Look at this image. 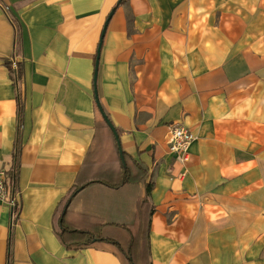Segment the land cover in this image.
Wrapping results in <instances>:
<instances>
[{
    "label": "crops",
    "instance_id": "crops-1",
    "mask_svg": "<svg viewBox=\"0 0 264 264\" xmlns=\"http://www.w3.org/2000/svg\"><path fill=\"white\" fill-rule=\"evenodd\" d=\"M118 1L0 0V170L18 205L12 225L0 200V264H127L110 244L69 250L56 234L77 179L114 184L125 171L93 89ZM15 46L18 84L4 65ZM96 87L144 178L89 185L65 227L134 233L146 199L148 264H264V0H126ZM172 125L194 136L187 163L169 153Z\"/></svg>",
    "mask_w": 264,
    "mask_h": 264
},
{
    "label": "trees",
    "instance_id": "trees-1",
    "mask_svg": "<svg viewBox=\"0 0 264 264\" xmlns=\"http://www.w3.org/2000/svg\"><path fill=\"white\" fill-rule=\"evenodd\" d=\"M125 1L126 0H121V4H123ZM4 65L9 71V73L12 75V79L14 80L15 84H18L22 79V68L20 64L17 63L16 70L12 69L11 63L9 61H5ZM97 125L108 131V128L102 118L97 123ZM108 132L111 136V140L114 146L117 160L118 162H120L116 142L114 140L112 133L110 131ZM123 157L125 160L126 169L125 171H123L122 179L119 183L113 184L111 182H106L99 177L91 178L86 183H80L78 179L75 181V183L69 190L67 196L59 203V210L57 215L58 230L56 234L59 237L61 243L65 246V248L69 250L76 251L89 247L90 245L96 242H104L114 246L118 250L120 255L125 259L127 264H148L149 263V246H148L149 218L147 219L145 216V212L148 208V202L146 199L141 201L137 209L138 226H137V230L134 233H132L125 226L104 225V226H96L94 229L89 231H81V230L79 231V230L67 229L64 225V216H62L63 210L68 200L74 194L75 195L77 194L76 192L79 193L83 189H85L86 187L92 184H102L109 188H118L121 185L138 182L139 180H142L144 178L143 173L142 174L131 173L130 168L126 161L125 154H123ZM7 175L11 180L10 174L7 173ZM13 192L16 193L15 191ZM142 211L144 212V216L141 215ZM151 213L152 210H150V214H149L150 217H151ZM108 228L114 230L113 231L114 233L111 234V237L105 236V233L107 231H104V229H108Z\"/></svg>",
    "mask_w": 264,
    "mask_h": 264
},
{
    "label": "built area",
    "instance_id": "built-area-1",
    "mask_svg": "<svg viewBox=\"0 0 264 264\" xmlns=\"http://www.w3.org/2000/svg\"><path fill=\"white\" fill-rule=\"evenodd\" d=\"M16 46L15 57L13 56L9 61L12 69H17L16 62ZM194 140L193 134L186 128L180 125H172L168 131L167 144L169 153L180 162L187 163L189 161V148ZM0 200L6 201L11 207L12 225L16 221L17 217V200L16 193L11 191L9 186V179L7 172L0 170Z\"/></svg>",
    "mask_w": 264,
    "mask_h": 264
},
{
    "label": "water",
    "instance_id": "water-1",
    "mask_svg": "<svg viewBox=\"0 0 264 264\" xmlns=\"http://www.w3.org/2000/svg\"><path fill=\"white\" fill-rule=\"evenodd\" d=\"M120 4H121V0H119L117 2L116 6L109 13V15H108V17H107V19L105 21L102 33H101V37H100V41H99V45H98V50H97L96 61H95V69H94V74H93V89H94L95 104L97 106V109H98V111H99L104 123L106 124L107 128L110 130V132L112 133V135L114 137V140L116 142V146H117V149H118L119 159L121 161L123 169L125 170L126 169V164H125V160H124L123 153H122V150H121V146H120V143H119L118 134H117L116 130L114 129L113 125L111 124V122L108 120L107 116L104 114L102 108H101V105L99 103V99H98V96H97V87H96L97 71H98V58H99V51H100V48H101V44H102V41H103V36L105 34V31L107 29V26H108V23H109L110 19L112 18L113 14L115 13L116 9L119 7ZM76 193H78V192H76ZM74 195L68 200V202H67V204H66V206H65V208L63 210L62 215H65L66 210H67L72 198L74 197Z\"/></svg>",
    "mask_w": 264,
    "mask_h": 264
}]
</instances>
